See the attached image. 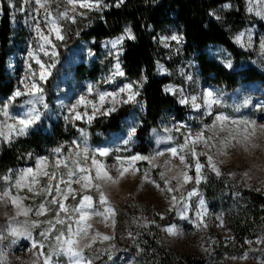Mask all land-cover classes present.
Here are the masks:
<instances>
[{"label":"rangeland","instance_id":"rangeland-1","mask_svg":"<svg viewBox=\"0 0 264 264\" xmlns=\"http://www.w3.org/2000/svg\"><path fill=\"white\" fill-rule=\"evenodd\" d=\"M88 2L95 3L94 0H88ZM5 3H7V5L9 6V0H0V20L4 15L2 7ZM226 4L229 5V7L225 8L224 5ZM12 5L14 7L9 6L10 12L12 13L11 27H13V36L17 35L19 37V44L17 46V49L9 56V59L5 66V70L7 75L13 78L14 88L7 95H0V108L3 107L5 102L8 103V116L6 117L3 114H0V129L4 131L5 135L10 136L9 141L18 136L15 135L14 131L10 132L6 125L15 124V118L25 116V114L28 112V109L32 107V105L27 103L32 99V95L25 91V84H29L32 82L31 80H29V78L31 77L32 80L37 81L43 88L40 82L46 81L52 72L51 65H49L45 59L54 58L52 56V52L55 51L57 53L56 42L59 40L55 38L54 33L49 32L50 24L48 23V17L45 14V8L51 10L52 17L56 19L57 24L60 27V32L63 36L64 23H70L73 25L80 24V21L88 18L90 11L99 9L102 6V3L99 1V6H94L91 8L80 7L79 4H77L75 5L74 10H69L67 16L64 17L59 16L58 13L61 11H65L66 8H73V6L67 5V0H50V2L45 5V8H40L39 11L35 10L37 8L35 0H12ZM243 5L245 6V10L250 18L244 26L232 33L233 40L242 50L254 53L255 56L251 58V63L258 69L264 70V51L261 50V41L262 39H264V15L257 14V11L264 13V0H243ZM237 7L238 5H236L234 0H231L221 4L218 9L213 10L211 13H214L213 16L217 19V17H221V14H223V12L237 9ZM249 8H252V11H249ZM68 17H74V19H69ZM37 27L40 28L41 33L49 37L51 44L45 43L40 38V33H38L36 30ZM125 29H130L131 35L133 36L131 24L128 23L125 26L123 33L114 36L113 38H106L101 42L102 54L114 58L113 64L110 67L109 74H100L97 81H93L90 78H85L84 80L80 81L77 79L74 73H69L68 75L62 76L61 78L56 80L54 84L59 91V96L55 98V101L52 105H47V108L44 107V104H46V94L44 90L42 94H37L43 96V103L36 102L35 107L40 112L41 118H44V121H49L50 119H58L67 126H77L78 122H92L96 118H99L101 116L100 113L103 111V109L113 106L111 97H105V100L103 102L99 101L98 92L111 93L117 91L119 88H122L125 84H132V88L130 90L119 94L121 97L126 99L129 92L138 91L140 83L136 80H128L125 75L124 68H122L124 44L128 39V35L125 32ZM173 33L180 35L175 29L172 28L168 31L160 32L157 35V41L162 47L165 48V50H167V60H170L173 57L179 59L175 66L176 68L172 71L166 66L164 61L159 60L157 63V69L160 75L172 76V80L164 86V90L166 88H170L172 89V91L165 92L177 97L179 101V99L181 98L182 90L183 95L185 97H188L189 99L187 104L179 103L181 106H184L186 108V119H174L175 114H170L165 120L160 122V127L163 131H166L167 129V132H176L177 134L182 136L181 140L169 142V140L163 139L164 137L160 136L159 141L161 142V145L158 149H163L167 146H176L177 144L183 143L185 136L189 132L195 135V133L201 131L204 125H211L217 113H223L237 120L244 119L248 121H255L256 132L255 136L252 137V141L256 145H258V147L252 148L251 145H249V150L245 151L243 144H236L235 141H230L228 147L225 149V151L228 153V155L226 156L217 155L216 147L205 148L203 143L196 144L195 148L198 154L201 152H208L215 157L214 162L218 164L221 175H225L229 178L234 179L235 181L237 180L248 188H255L256 190L262 192L264 195V130H261L259 127L260 125H264V109L256 107L257 104L264 103V100H258L253 97L251 92L256 89V86L254 85H250L248 88L232 95L230 103L223 100V96L217 94L216 90L211 85L202 81L200 77V71L196 62L189 58H181V48L184 44L183 37L180 42L174 40H166L163 43L161 42V37L171 36ZM241 33H243V35L241 36L240 42H237L235 37ZM121 36H123V39L114 44L116 38ZM165 44H167V47L165 46ZM29 48L32 51L31 56L29 55ZM209 51H211V53L221 62L227 61L226 52L223 51L222 48H210ZM72 55L74 65L81 61L90 65L98 59V55L94 53V51L90 48V45L84 40L83 42H81L80 53H76L73 50ZM11 59L15 60L12 65H10ZM37 60L40 61V64L36 62ZM117 62H119L120 68L124 73V75L122 76L116 73L115 65ZM41 65L45 66V71L48 73L46 75V78L42 81L39 80ZM189 76L191 77V79H188ZM89 85L92 86L91 92H88ZM16 89H19L23 94L15 97L12 100H8V97L11 96L12 92ZM205 89L212 91L214 94V98H219L221 103H213L210 109H205L202 99V93ZM81 95L85 97L86 101H92L97 106V111L91 121L88 120V116L93 115V108L91 104H79L77 105L74 112L68 111V109L76 103L78 97ZM193 95L197 96V103L201 104V107L199 109L192 107L190 97ZM137 96L138 95L135 96V101L138 99ZM246 99L249 101V103L247 105H244L243 102ZM122 104L125 103L116 104L115 109H117ZM222 107H229V109L232 110V114L226 113L225 111L221 110ZM143 110V104L141 102H138V110H136L134 114H132L125 120V126L127 128L125 133L113 134L107 142L98 146L90 143L89 134L83 129L85 135H82L80 132V139L75 141H77L81 149H83L85 144L88 146L89 159L85 163L83 157L81 156L78 158L80 160V163L85 167L90 166L91 150L96 148H108L109 152L107 155L101 156L98 152L96 153V159L103 165L105 170L109 171V173L112 175H116L117 168H129L128 161H117L115 157H126L140 154L134 153L128 155V152L130 151L131 143L135 141V134L137 129L136 125L138 123L137 119L140 111ZM42 113L44 116L42 115ZM77 113L80 114V118L74 119L73 117ZM65 117L68 118L65 119ZM39 122L40 121H38L37 124ZM217 124H219V122H217ZM228 125L232 127L231 121L228 122ZM238 127L243 130L245 126L239 125ZM131 128H135V133L129 140L128 132ZM78 129L80 130L81 128L78 127ZM204 134L205 136L209 134L206 129L204 130ZM242 134L243 132H241V135ZM219 135H224V133H220ZM124 140H129V142L125 144ZM2 142H5L4 137L0 136V144ZM191 143L192 141H189V144ZM209 143L214 144L215 140L210 141ZM75 148L76 145L71 143V145H68L67 148L61 150V153H55L52 159H49L46 155L43 154L36 155L34 156L33 164H27L25 166L13 168L11 173L7 172V174H5L11 176V183L14 184L17 175L20 174V170L32 169V172L28 173L24 178L23 188H12L13 195L23 198L22 205L24 207H30L32 209V212L29 213L28 218H38L40 220H45L51 219L55 215L54 211L46 212L40 217H36L33 215L40 202L42 200H45V194L39 192L41 188L47 187L48 184V178L43 175V173L48 172L49 174H51L53 171H56L57 178L63 177L66 180L67 170L64 169L62 165L59 169H56L54 165L58 156H75ZM154 152L146 153V155H140L151 156ZM185 154L186 160H188L192 164V167L188 169V175L193 177V179L189 180L187 183L182 182L181 188L178 191L172 193V195H175L177 197V203L175 205H170V200L165 199V194L160 193L153 186L147 183H145L142 188H138V186L140 185V176L144 174L145 169H148V175L152 179H155L158 183H161V187H163L162 181H160V177L158 175V173L163 169L160 167L150 168L148 162L145 160L132 162V167L138 168L139 171L135 173V175H132L131 168H129L128 172L125 173V176L121 179L120 183L116 187H110L106 189L110 202L115 205V225L113 226L112 224L113 217L107 213H104V215L89 216L86 223H90L92 225V227L88 230L90 235L95 234L96 232H99L102 235L96 238L91 247L84 249V264H87L88 261L86 257L87 251L94 249H107L109 248V246H111V243L116 234L115 230L118 219L116 206H118L119 204H125V202L130 197H134L136 201H148L152 203L153 207L160 212H163L164 215H168L170 213L174 214L176 220L171 223L164 224L162 227L169 224H175L183 232V236L180 238H175L168 236L166 232L162 231V233L167 245L173 248L175 251H180L181 253L189 255H198L199 257L206 260L205 264H261V261L264 260V257L253 253L254 251H258L259 247L262 245L261 242L257 243L258 238H255V240H253L255 242L247 239V241H249L250 243H247L248 247L245 248L244 252L240 253L239 249L238 252H236L233 248V232L226 224L224 215L211 208L205 200L203 194L201 193L199 187L204 180L205 169L207 168L211 170L207 166V157L205 155H198L196 158H192L191 154L187 152V149H185ZM169 156L170 154H165V156L157 158V163L162 164L163 160L169 158ZM38 157L46 158V160L41 161L39 168H37ZM197 160L202 165H204V167L201 168L202 179L199 184H196L194 179L196 174L194 165ZM220 161H223V163H220ZM68 163L71 166V161H68ZM171 163L179 164L178 158L171 157ZM178 170L179 169L177 168H173L171 172L167 173V175H175ZM245 172L248 173L247 177L243 175ZM229 173H233V175H229ZM88 174L94 177L95 169L92 168L90 173ZM34 175L35 179L37 180L36 184L31 183ZM73 179H76V177L74 176ZM55 183L56 181L53 180V195L55 194ZM170 183L174 187L176 185V180H171ZM29 186L32 187L33 192L28 191ZM69 186L77 190L76 199L72 198V193H69L68 197L65 199V205L66 207H68L70 213L71 208L75 204L79 203V196L81 194L93 196V208L103 213V207L99 205L98 196L96 195L94 189L90 188L81 190L79 185L75 183H72L71 185H66L64 183L60 184L62 190H65ZM193 187L197 189L198 194L188 197L187 192L190 191ZM33 193L39 194L34 195ZM181 194H183L184 196L183 200L180 199ZM48 198L50 199V196ZM201 198L204 201L203 209L199 206V201ZM45 203L49 208L58 207V205L53 206L47 204L46 200ZM185 205H187L186 211H184ZM87 211L91 213L92 209H88ZM179 211H184V218H181V216L178 215ZM5 212H7L8 215H14L15 209L10 203L6 207L0 206V228H3L7 222V218L4 215ZM198 212H204L203 218L207 223L206 228L198 229L194 227L190 222L191 220L198 219ZM105 215L108 216L107 220L104 219ZM63 216L64 213H61V217ZM217 216H220L223 220L222 227L217 226L220 223V221L217 220ZM25 219L26 217L23 215L16 216V222L22 223ZM43 227L44 225H40L33 229V238L35 240L40 241L42 239L39 233ZM60 227V225H56L57 229H59ZM73 230L75 231V224H73ZM5 235L7 238L3 241H0V249H2L5 254L3 264H32V261L35 260L36 257H34L32 255V252L28 250L31 246V241L27 240L26 238L20 237L16 239L15 244H11V240L13 238L7 233H5ZM103 235L110 236L111 239L105 240L102 238ZM259 239L260 241L262 240L261 238ZM53 243V240L45 241V248L42 251L46 253L49 246ZM228 247L229 250L232 251V253H229L228 250H226V248L228 249ZM33 251H35V249H33ZM245 253L247 254V258L240 259L241 256L245 255ZM232 257H236V259H232ZM53 260H58V264H69V258L63 255L59 257L54 256ZM122 262L123 264H132V259L123 258ZM40 264H42V260Z\"/></svg>","mask_w":264,"mask_h":264},{"label":"trees","instance_id":"trees-1","mask_svg":"<svg viewBox=\"0 0 264 264\" xmlns=\"http://www.w3.org/2000/svg\"><path fill=\"white\" fill-rule=\"evenodd\" d=\"M99 1L102 6L90 11L88 18L80 21V26L64 23V38L56 42L57 56L45 59L52 70L49 78L40 82L46 94V104L52 105L59 96L54 84L62 76L74 73L80 81L85 78L97 81L100 74H109L114 58L102 54L101 42L123 33L128 23L131 24L134 39L125 41L122 68L128 80L140 83L138 99L122 104L110 115H101L92 122H78L77 126L64 125L58 119L44 121L42 117L38 132L34 125L26 135L0 144V177H4L9 169L33 164L36 155L43 154L52 159L55 154L53 149L61 146L64 150L72 141L80 139L78 127L88 132L89 141L95 146L107 142L113 134L125 133V120L138 110V102L143 104L144 110L139 113L135 141L131 143L128 155H146L156 151L161 145L160 136L171 137L169 142L181 140V135L163 131L160 127V122L170 114H175L174 119H186V108L179 104L177 97L164 90L172 76L160 75L157 69L159 60L164 61L172 71L179 61L174 57L167 60V50L157 41L160 32L172 28L184 38L181 58L196 62L202 81L211 85L217 94L223 96V100L230 103L232 95L250 85L256 86L251 92L253 97L264 100V70L251 63L254 53L242 50L233 40L232 33L250 18L243 0H234L237 9L223 12L219 19L210 13L231 0ZM2 8L0 95H7L14 88V80L7 75L5 66L9 56L17 49L19 37L13 36L12 13L7 3ZM83 40L98 55V59L90 65L83 61L74 65L73 50L80 53ZM210 48H222L232 66L225 67L209 51ZM221 110L232 114L229 107H222ZM5 185V181L0 179V190ZM199 188L208 205L224 215L233 232L234 250L244 252L248 247L247 239L255 242V238H261L262 245L253 253L264 257L263 193L225 175L217 176L207 168ZM116 213V234L111 246L87 251L86 257L91 264H123V258H131L132 264H205L206 260L198 255L175 251L165 242L161 227L176 220L173 213L161 219L157 215L160 211L152 203L136 201L134 197L116 206ZM226 250L232 253L229 247Z\"/></svg>","mask_w":264,"mask_h":264},{"label":"snow or ice","instance_id":"snow-or-ice-1","mask_svg":"<svg viewBox=\"0 0 264 264\" xmlns=\"http://www.w3.org/2000/svg\"><path fill=\"white\" fill-rule=\"evenodd\" d=\"M50 0H35V3L37 5L36 11H39L40 8H45V5L48 4ZM79 4L80 7H94L99 6V0H95V3H89L88 0H67V5L73 6L72 9L66 8L65 11H61L58 13L59 16L64 17L67 16V13L69 10H74L75 5ZM9 6L14 7L12 5V0H9ZM105 7L107 5H104ZM59 7V5H58ZM225 8L229 7V5H224ZM23 10V9H21ZM249 11H252V8L248 9ZM45 14L48 17V23L50 24L49 32L55 34V38L57 40H63V36L60 32V27L57 24V21L55 18L52 17V12L50 9L45 8ZM258 15H264V13H261L260 11H257ZM210 15H214V13H210ZM69 19H74V17H68ZM219 19V17H217ZM47 26V25H46ZM37 32L40 33V38L48 44H51V41L49 40V37L47 35H44L40 32V28L37 27ZM125 32L128 35L129 39H134V37L131 35L130 29H125ZM243 33L238 34L235 39L237 42H240L241 36ZM250 38V37H249ZM123 39V36L116 38L114 41L115 43H118L120 40ZM166 40H174L177 42H180L182 40V36L177 35L173 33L171 36L161 37V42L163 43ZM167 47V44H165ZM261 50L264 51V39L261 41ZM122 51V49H121ZM47 54V53H45ZM29 55H32V51L29 48ZM57 53L55 51L52 52V56L55 57ZM38 64H40V61H36ZM224 66L227 68H230L231 62L230 61H224ZM116 73L118 75H124L123 71L120 68L119 62L115 65ZM48 73L45 71V66L41 65V71L39 74V80H44L46 78V75ZM188 79H191L189 76ZM29 80L32 82L29 84H25V91L32 95V99L29 100L27 103L32 105L28 109V112L23 117H17L15 118V124H7L6 127L10 130V132L14 131L15 135L17 136H23L28 133V130L33 125H36L35 130L39 131V125L37 124L38 121H41V114L36 109L35 104L36 102L43 103V96L37 95L42 94L43 88L39 85V83L35 80H32L30 77ZM107 82V81H106ZM142 86V85H141ZM132 88V84H125L122 88H119L115 92H98L99 101L103 102L105 100V97H111V102L113 104L110 108H105L100 113L101 115H109L112 112H114L115 105L118 103H129L130 101L135 102V96L139 94L138 91L135 92H129L126 99L121 97L119 94L124 93ZM92 91V86H88V92ZM165 91H172L170 88H166ZM23 93L16 89L12 92L11 96L8 97V100H12L17 96L22 95ZM188 97H185L183 95V91L181 90V98L179 99V103L181 104H187L188 103ZM192 102V107L199 109L201 107V104L197 103V96L193 95L190 97ZM202 99L205 109H210L211 105L213 103L219 104L221 103L219 98H214V94L212 91H209L205 89L202 93ZM249 101L246 99L243 104L247 105ZM79 104H91L93 108V115L88 116V120L91 121L93 119V116L95 115L97 111V106L92 101H86L85 97L83 95L79 96L76 103L73 104L68 111L74 112L77 105ZM44 107L47 108V104H44ZM257 108L264 109V103H259L256 105ZM8 103L5 102L3 107L0 108V114H3L4 116H8ZM238 110V109H237ZM68 117H65L67 119ZM74 119H79L80 114L77 113L74 117ZM231 121L232 127L228 125V122ZM219 122V124H217ZM255 121H248L244 119H233L223 113H217L215 115V119L212 121L211 125H204L201 131L195 133L193 135L191 132H189L184 139V142L181 144H177L176 146H167L163 149H158L155 151L151 156H143L140 154H135L131 156L126 157H120L116 156L115 159L117 161H128L129 162V168H131V174L135 175L139 171L138 168L132 167V162L138 161V160H145L148 162L150 168H157L160 167L163 170L158 173L160 177V181H162L163 187H161V183H158L155 179H152L148 175V169H145L144 174L140 176V185L138 188H142L145 183L153 186L157 191H159L162 194H165V199L170 200V205H175L177 203V197L175 195H172V193L178 191L181 186L182 182L187 183L189 180H192L193 177L188 175V169L192 167V164L186 160V154L185 149H187V152L191 154L192 158H196L198 155H205L207 157L208 164L207 166L217 175H221L220 169L218 167V164L215 161V157L212 154H209L208 152H201L197 153L195 145L198 143H203L205 148H211L216 147L217 148V155H228V153L225 151V149L228 147L230 141H235L236 144H243L244 150H249V145H251L252 148L258 147L255 143L252 141V137L255 136L256 127ZM244 125L245 127L243 130H241L238 126ZM18 126V128H17ZM261 130H264V125L259 126ZM208 131V135L205 136L204 130ZM251 129V130H249ZM179 130V129H177ZM167 131V129H166ZM80 132L82 135H85L84 130L80 129ZM241 132L243 134L241 135ZM135 133V128H131L128 132V138L131 139L132 135ZM220 133H224V135H219ZM0 136L4 137V141L7 143L10 140L9 135H5L4 131L0 129ZM163 139L170 140L171 137H164ZM129 140H124V143L127 144ZM215 143H209L210 141H214ZM189 141H192L191 144H189ZM159 142V141H158ZM72 144L76 145L75 148V156L70 155L69 157H63L58 156L55 162L54 167L56 169H59L62 165L64 169L67 170V179L65 180L63 177L57 178L56 171H53L51 174L48 172H44L43 175H45L48 178V184L47 187L41 188L39 190L40 193L45 194V200L47 201V204L57 206L54 208L47 207L45 200H42L39 204V206L35 209L33 215L36 217H40L44 215L46 212L54 211L55 215L51 219H32L28 218L29 213L32 212V209L30 207H24L22 205V199L21 197L15 196L12 194V188H23L24 187V178L27 176L28 173L32 172V169H22L20 170V174L17 175V178L15 180V183H11V176L5 175L4 177H0V179H3L5 181L6 187H4L2 190H0V206L6 207L9 203L13 206L15 209L14 215H8L7 212L4 213L5 217L7 218L6 225L3 228H0V241H3L6 239L5 233L10 235L13 239L11 240V244L16 243V239L23 237L27 240L31 241V246L29 247V251L32 252V255L36 257L35 260L32 261V264H40L42 260V264H58V260L54 261L53 257H59L61 255L66 256L69 258V264H84V257H83V251L85 248L91 247L92 243L95 242L96 238L101 236L102 234L99 232H96L95 234L89 233V229L92 227L90 223H86L90 215H104V213H107L113 217L112 224L115 225V205L112 204L108 198V193L106 189L110 187H116L121 179L125 176V173L128 172L129 168H117V174L112 175L109 173V171L105 170L103 165L96 159V153L98 152L101 156L107 155L109 152L108 148H96L91 150V165L88 167L83 166L80 163L79 157H83V160L85 163L89 159V148L85 144L83 149L80 148V145L77 143V141H72ZM54 153H61V146L56 147L52 150ZM71 151V150H70ZM165 154H170L169 158H166L163 160L162 164L157 163V158L165 156ZM171 157H177L179 160V164H173L171 163ZM46 160L45 157H38L37 158V168L40 167L41 161ZM68 161H71V166L69 165ZM220 163H223V161H220ZM195 182L196 184H199L202 176H201V168L204 167L198 160L196 161L195 165ZM95 169V176L88 174L90 173L91 169ZM173 168L179 169L175 175L168 176L167 173L171 172ZM9 173L12 172V169L8 170ZM229 175H233V173H229ZM245 177L248 176V173L245 172L243 174ZM76 177V179H73V177ZM53 180L56 181L55 183V194H52V188H53ZM171 180H176V185L173 187L170 183ZM83 181V182H82ZM32 184H36L37 180L35 179V175L32 178L31 181ZM64 183L66 185H71L72 183H75L79 185L81 190L86 189H94L96 192V195L98 196V203L100 206L103 207V213L97 211L93 208V196L87 195V194H81L79 196V203L75 204L71 208V213L69 212L68 207L65 205V199L68 197L69 193H72V198L76 199V189L71 188L70 186L67 187L65 190H62L60 187V184ZM29 192H33V189L31 186L28 188ZM34 195L39 193H33ZM198 191L195 187H193L190 191L187 192V196L191 197L193 195H197ZM50 196V199L48 198ZM180 199L183 200L184 196L181 194ZM199 206L203 209L204 201L201 198L199 201ZM92 209V212L89 213L87 210ZM187 205L184 206V211H186ZM184 211H179L178 215L181 216V218H184ZM61 213H64V216L61 217ZM78 214V215H76ZM23 215L26 217V219L21 222H16V216ZM161 217V219L164 218V213L160 212L157 213ZM198 219L191 220L190 222L192 225L196 228H206L207 223L204 220V212H198L197 213ZM104 219L107 220L108 216L105 215ZM217 220L220 221L219 227L223 226V220L220 216H217ZM151 223H155V221H152ZM73 224H75V231L73 230ZM44 225L42 230L40 231V236L42 239L40 241H37L33 238V229ZM56 225H60L61 227L59 229L56 228ZM157 227H160L157 225ZM55 229V231H54ZM66 229V231H65ZM161 231L166 232L168 236L180 238L183 236V232L175 225V224H169L161 228ZM131 235V233H129ZM103 239L108 240L111 239L110 236L103 235ZM47 240H53L54 243L51 244L48 248V251L45 253L42 251L45 248V241ZM260 239L258 238L257 243H260ZM246 243H250L249 241H246ZM35 249V251H33ZM4 251L0 249V264H3L4 260ZM111 258V256H109ZM247 254L241 256L240 259H246ZM232 259H236V257H232ZM87 264H91V260L87 261ZM261 264H264V260L261 261Z\"/></svg>","mask_w":264,"mask_h":264},{"label":"bare ground","instance_id":"bare-ground-1","mask_svg":"<svg viewBox=\"0 0 264 264\" xmlns=\"http://www.w3.org/2000/svg\"><path fill=\"white\" fill-rule=\"evenodd\" d=\"M15 62L14 59H11L10 65H12Z\"/></svg>","mask_w":264,"mask_h":264}]
</instances>
